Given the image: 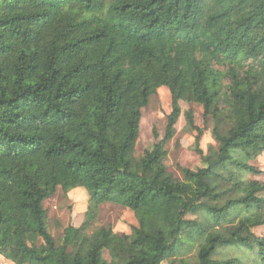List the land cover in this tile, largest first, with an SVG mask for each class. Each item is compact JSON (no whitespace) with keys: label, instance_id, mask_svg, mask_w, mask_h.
<instances>
[{"label":"trees","instance_id":"16d2710c","mask_svg":"<svg viewBox=\"0 0 264 264\" xmlns=\"http://www.w3.org/2000/svg\"><path fill=\"white\" fill-rule=\"evenodd\" d=\"M161 87L162 139L136 154ZM181 102L213 120L216 157L167 170ZM264 0H0V255L14 264H264ZM84 188L81 226L60 240L44 201ZM132 210L131 233L99 226ZM192 215L193 218H188ZM250 258H217L218 249ZM108 253L109 257L105 254Z\"/></svg>","mask_w":264,"mask_h":264},{"label":"rangeland","instance_id":"374dc122","mask_svg":"<svg viewBox=\"0 0 264 264\" xmlns=\"http://www.w3.org/2000/svg\"><path fill=\"white\" fill-rule=\"evenodd\" d=\"M171 93L167 87H161L154 94L149 104L142 110V119L140 125V134L136 144V154L141 156L146 150H149L156 143L154 131L159 134L158 139H162L165 134L167 117L172 110ZM182 114L176 125L175 136L166 144L167 156L164 161L167 170L175 177L182 179L181 167L198 169L206 164L196 153L195 139L197 131H190L187 128L185 112L192 110L194 113L196 125L202 129L203 133L200 139V148L203 149L204 156L216 157L218 154V143L212 135L213 120L211 117L205 118L204 108L197 103L181 102ZM259 169L264 171V153L252 162ZM264 182V173L258 176H252ZM89 204V195L84 188H76L68 192L67 195L59 188L56 194L44 201V207L48 214V223L51 233L56 239L60 240L64 229L69 225L81 226L85 219V213ZM188 218H193L188 215ZM99 226L111 227L114 232L131 233L132 227L137 225V218L134 212L124 206L115 203H105L100 207L99 217L97 219ZM258 236L264 237V226L254 229ZM229 256H244L250 258L246 250H231L221 248L216 253L217 258ZM106 257L108 253L105 254ZM0 264H14L0 255ZM163 264H167L164 262Z\"/></svg>","mask_w":264,"mask_h":264}]
</instances>
